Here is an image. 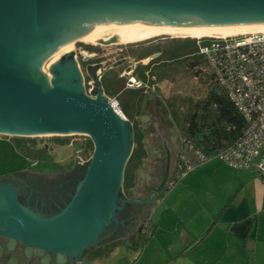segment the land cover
<instances>
[{
    "label": "water",
    "instance_id": "1",
    "mask_svg": "<svg viewBox=\"0 0 264 264\" xmlns=\"http://www.w3.org/2000/svg\"><path fill=\"white\" fill-rule=\"evenodd\" d=\"M215 21H264V0H0V134H82L94 144L71 198L53 213L26 205L7 176H0V237L8 239V251L22 243L27 252L47 260L83 262L85 251L100 242L112 224L121 223L119 213L131 202L122 189L134 148L132 121L110 101L100 79L94 96L87 94L73 49L48 63L53 85L46 83L42 71L46 56L85 29L104 24ZM74 29H79L77 34ZM116 42L118 37L112 35L97 43ZM166 183L153 195L162 193ZM3 250L0 244V257Z\"/></svg>",
    "mask_w": 264,
    "mask_h": 264
},
{
    "label": "crops",
    "instance_id": "2",
    "mask_svg": "<svg viewBox=\"0 0 264 264\" xmlns=\"http://www.w3.org/2000/svg\"><path fill=\"white\" fill-rule=\"evenodd\" d=\"M159 55L160 52L155 53L149 59ZM133 70L131 73L137 75ZM141 111L134 114L133 123ZM165 121L158 124L167 134L176 123L172 116ZM153 132L151 130L148 135L139 131L144 155L133 165L128 187L148 175L144 157H149L148 146L157 142ZM261 155L264 156V148ZM30 166L23 172L29 170V173L48 177L55 173L35 171L36 162ZM81 167L76 161L71 169L57 172H68L67 176H62L64 180L69 176L73 178L72 183L68 182L71 194L66 202L81 179V174L75 175ZM59 180L56 183L62 185L63 181ZM171 183L156 196L129 197L124 193L123 197L131 202L119 213L121 223L112 224L101 241L85 251L83 262L68 259L66 263H58L54 257L47 260L35 252H28L30 263L264 264V179L254 168L237 169L222 160L210 159L197 164L185 175L177 173ZM136 185L138 189L139 183ZM10 254L11 251L6 256ZM13 257L7 264H23Z\"/></svg>",
    "mask_w": 264,
    "mask_h": 264
},
{
    "label": "trees",
    "instance_id": "3",
    "mask_svg": "<svg viewBox=\"0 0 264 264\" xmlns=\"http://www.w3.org/2000/svg\"><path fill=\"white\" fill-rule=\"evenodd\" d=\"M198 41L199 39L193 37H174L171 42L172 44L167 47H157L155 45L145 46L141 44L142 46L136 49L132 48L131 54L137 60L160 52V55L154 57L148 64H139L134 72L139 78L145 80L154 77H166L173 71V73H176L178 69L176 64L188 58L193 59L189 61V65L195 68L202 61L200 56H203L200 53ZM87 48L92 49L93 47L87 46ZM97 69L98 67L96 66L91 68L88 75L89 79L96 75ZM120 71L121 69L116 70L115 68L107 70L102 75L101 82L105 93L115 96L125 115L129 119H133L135 115L131 114L128 110L130 102L126 93L127 91L133 92L136 96V104L141 107L146 92L144 88H127L124 84L125 79L120 75ZM208 84L206 96L197 100L193 99L191 108H187L190 106L184 97L169 99L167 100V105L173 120L180 128L182 134L210 159H214L240 139L247 129V122L229 98L225 89L213 77L209 79ZM51 138L58 143L64 144L68 136L55 135ZM83 147L86 153H88V156H91L94 151V144L90 137H88V141L85 144L83 142L74 143V150ZM143 155L144 151L141 140L140 138L139 140L136 139L135 136V147L125 169V184L129 181V174L133 169V165ZM189 156H192V154L189 153ZM54 160L55 157L51 153L48 145L46 143L44 144L43 140L37 136H2L0 138V176L14 172H23L33 162H52ZM192 160L196 165L199 164L193 156ZM86 166L87 164L81 167V178L85 174ZM50 174L52 175H48L51 177V182L57 181L58 178L60 179L59 181H64L63 178L65 177L62 176H65L68 172Z\"/></svg>",
    "mask_w": 264,
    "mask_h": 264
},
{
    "label": "rangeland",
    "instance_id": "4",
    "mask_svg": "<svg viewBox=\"0 0 264 264\" xmlns=\"http://www.w3.org/2000/svg\"><path fill=\"white\" fill-rule=\"evenodd\" d=\"M113 34L112 32H109V31L105 32L102 38H109ZM174 37L186 38L183 36L164 34V35H159L155 37L140 39L138 41L125 42V43L116 42V43H112L109 45H103L97 42H90V41H84L80 39H74L73 47L70 50L72 49L74 50V59L77 60L82 70V73L84 75V79H85L84 83L86 87L85 90L87 94L93 95L94 91H97V88H96L97 84H95L94 90H91L93 87V84H89V80L91 79L88 78V75L92 67L94 66L98 67L96 73L100 76H102L107 70L111 68H115L116 70L121 69L120 75L121 74L126 75L124 77L125 79L124 84L126 85V87L130 89H139L137 86H133V87L128 86V83L130 82L128 77L135 76L137 79H139L137 75H135L134 73H131V71L133 70L132 68L136 69V67L139 64L149 63L151 59H149L148 57V58L137 60L136 57L132 56L131 49L132 48L136 49L137 47L142 46V45H145V46L155 45L157 47L159 46L167 47V46H170V44H172L171 42ZM247 37L248 35L241 36L238 38L240 39V38H247ZM132 45H135V46H132ZM87 46H92L93 48L90 49V48H87ZM64 54H62L58 59L54 60V62H53V58H54L53 57L50 60L46 59L45 63H43L42 68L44 70L43 73L46 74L47 84L53 85L49 81H51L52 78H55V75L48 71L51 68V66H47L48 63L49 62L50 64L56 63V61L60 60ZM200 59L202 61L195 68H193L194 66L189 65V61H192L193 59L188 58L176 64V67H178V69L176 70L177 71L176 73H173L174 72L173 71L169 73L166 77H162L161 79L158 77H154V78H148L146 80L141 78L140 80L149 84L150 86L151 85L154 86L155 87L154 91L157 94H159L164 100L166 99L169 100L174 97L186 98V102L190 106L187 108H191L193 99L197 100V99L204 98L206 96L207 91H208L209 79L212 77L214 79L212 71L209 68L204 57L200 56ZM195 71H198V72H195ZM106 95L110 99V101L116 99V97L113 95H108V94ZM126 96L130 102L128 106L129 112L131 114H135L136 112L140 111L141 107H139V105L136 104L137 102L135 100L136 98L135 94L133 92L127 91ZM142 106L144 110H150V111L155 112L157 109H155L154 106L158 107L160 106V104H158V102H156L153 98H151L150 94L148 93L144 98ZM165 113L166 111H163V109L159 110L158 112H155L156 116L159 117L162 121L164 120L163 118L165 117ZM126 118L129 119L128 117ZM134 122L136 126V134H137L136 139L139 140V129H138L137 120L134 119ZM2 136H4V134ZM7 136L13 137L12 135H7ZM53 136L55 135L50 134V135L37 136L39 137V139L43 140L44 144L46 143L48 145L51 153L55 157V160L52 162H48V161L36 162V166L33 167L35 171L45 170V171H51L55 173L60 172V171L65 172V170H69L75 165V162L77 161L78 157H82L83 159L90 157L88 156V153H86L84 147L81 149L79 148L78 150H74V143L83 142V144H85L87 143L89 136L82 135V134L68 135V139L66 140L64 144L54 141L51 138ZM214 159H216L217 161H221V159L217 157ZM32 174L36 175L34 173ZM28 178H29V181L27 182L29 186L32 185V187H36V188L39 187V185H36V182H33L32 180L34 176L30 175ZM53 183L56 184V180L49 184H53ZM51 186L54 187L55 185H51ZM52 191L53 190L50 189L48 190V193L51 194ZM54 191H56V188L54 189ZM37 193H38V196H40L39 190H37Z\"/></svg>",
    "mask_w": 264,
    "mask_h": 264
},
{
    "label": "built area",
    "instance_id": "5",
    "mask_svg": "<svg viewBox=\"0 0 264 264\" xmlns=\"http://www.w3.org/2000/svg\"><path fill=\"white\" fill-rule=\"evenodd\" d=\"M248 35L247 38H238ZM200 53L203 55L214 79L225 89L229 98L247 122V129L232 146L221 152L217 158L231 167L254 168L258 176L264 179V32L202 37L198 38ZM206 39V40H204ZM100 75L98 79H100ZM129 87H146L155 90L154 86L128 77ZM93 90V88L91 89ZM116 103L117 100H112ZM3 134H0V138ZM7 136V135H4ZM189 153L197 163L210 158L186 139ZM192 156L183 157L180 173L187 174L196 163ZM89 158L78 157L77 161L85 165ZM129 264H138L137 262Z\"/></svg>",
    "mask_w": 264,
    "mask_h": 264
},
{
    "label": "flooded vegetation",
    "instance_id": "6",
    "mask_svg": "<svg viewBox=\"0 0 264 264\" xmlns=\"http://www.w3.org/2000/svg\"><path fill=\"white\" fill-rule=\"evenodd\" d=\"M98 77L99 75L96 73V75L94 77H91L90 78L91 80H89V84H93V87H92L93 90L95 88V84H97V87H98ZM101 79H102V76L100 77V81ZM138 88H144L146 95L149 93L151 98H153L156 102H158V104H160V106L158 107L154 106V108L157 109L155 112H158L159 110L163 109V111H166V113H165V117L163 118L164 119L163 121L159 117L156 116L154 111L144 110V109H142L141 115L136 117L138 129H140L141 132L142 131L147 132L148 135H150L149 132L151 130H154L153 135H154V138L157 139V142L156 144L148 146L149 157H144L145 158L144 164L146 167V171L148 172V175L144 177V179L140 178L139 181H137V183H139L138 189H136L137 183H135L133 187H128L127 184H124L123 194L125 193L126 196H129L130 194H132L133 196L135 195L136 197L137 196L138 197H149L155 194L156 189L161 187V184L163 183L165 179L167 180V183L165 187L163 188V191L166 190L167 187H169L170 184H172L171 182H172L173 176L181 172L180 169L182 167L183 157L184 156L189 157V150H188V147L185 141L188 138L182 134L178 125L174 123H173V128L168 130L167 134H165L162 131V129H160L158 122L165 123L166 122L165 119L166 118L170 119L171 117V113L167 105V99L164 100L155 91H152L146 88L145 86L138 87ZM118 105H119V102H118ZM123 114L125 115L124 112ZM129 120L131 121V119ZM139 120L141 121L145 120V121L139 122ZM133 126H134V140H135L136 126L134 123H133ZM144 158L142 159V161L144 160ZM80 174L81 172H76L75 175L79 177ZM30 175L34 176L32 180L33 182H36V185H39V187L36 188V187H32V185L31 186L28 185L27 181H29L28 177ZM2 176H7L8 181L14 184V186L17 188L19 192V196L22 202H24L25 204H30L36 210H39L46 214L53 213L57 211L58 209H60V207H62L66 203L67 198L71 194V191H70L71 187L68 184V182H71V183L73 182L72 176L71 177L69 176L68 179H65L62 182V185H58L57 183L49 184L51 183V180H48V179H51V177L40 176L39 174L37 176V175H33L31 172L30 173L29 172L27 173L26 172H20V173L14 172V173H9V174L2 175ZM141 179L144 181L142 182ZM51 185H55V186L53 187ZM55 188H56V191H54ZM50 189L53 190L51 194L48 193V190ZM37 190L40 191L39 193L40 196H38ZM7 243H8V239L0 237V244H2L4 248L3 254L0 257L1 264H7L11 256L16 257L19 263L22 262L23 264H31L30 263L31 258L29 257V254L26 251L25 246L22 243H16L14 249L11 251L12 255L10 254L9 256H6L7 252H9L7 250Z\"/></svg>",
    "mask_w": 264,
    "mask_h": 264
},
{
    "label": "bare ground",
    "instance_id": "7",
    "mask_svg": "<svg viewBox=\"0 0 264 264\" xmlns=\"http://www.w3.org/2000/svg\"><path fill=\"white\" fill-rule=\"evenodd\" d=\"M86 32L83 35H79L76 39L98 42L103 37L105 32H112L113 35L118 37V43L120 42H133L144 38L155 37L159 35H176L183 37H221L229 35L244 34L249 32H264V21L253 22H228V21H215L203 24H177V25H161L151 24L145 22H136L126 26H118L112 24H104L102 27L95 29H85ZM79 29H74L73 33L77 34ZM74 41V40H73ZM73 41H71L64 48L49 55L46 59L54 60L58 59L62 54L69 51L73 47ZM66 54V53H65ZM41 59L32 62V65L37 66ZM47 60V61H48ZM42 71L43 68H42Z\"/></svg>",
    "mask_w": 264,
    "mask_h": 264
}]
</instances>
